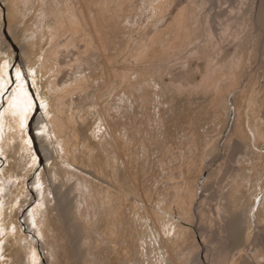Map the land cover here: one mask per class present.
<instances>
[{
	"label": "rangeland",
	"instance_id": "rangeland-1",
	"mask_svg": "<svg viewBox=\"0 0 264 264\" xmlns=\"http://www.w3.org/2000/svg\"><path fill=\"white\" fill-rule=\"evenodd\" d=\"M112 1L0 0V264H193V250L211 264L216 237L227 242L221 264H264L253 251L264 227V37L253 56L251 40L229 35L192 45L201 17L190 14L216 0H182L172 10L192 27L183 44L139 57L155 18L140 0ZM262 25L264 14L254 26L264 36ZM57 43L68 47L55 58ZM208 61L218 68L203 83ZM221 222L231 232L206 239Z\"/></svg>",
	"mask_w": 264,
	"mask_h": 264
},
{
	"label": "bare ground",
	"instance_id": "bare-ground-1",
	"mask_svg": "<svg viewBox=\"0 0 264 264\" xmlns=\"http://www.w3.org/2000/svg\"><path fill=\"white\" fill-rule=\"evenodd\" d=\"M116 1H118V0H114L111 3H115ZM140 1H141V4L139 5V8H141V9H139V10L142 11V14H144V16L147 18V20H150V19L152 20L153 18H155L154 19L155 21L153 20L152 22H150V24L146 27V29L143 30L141 36L139 37V39H138V41H137V43L135 45V49L134 50L136 51V54L139 55V57L140 56L142 57L143 55H146L149 51L156 50L160 44L161 45L164 44V50H166L168 52H169V49H173L174 48L175 44H177V43L180 42L181 43L180 45H182L183 42H184V40H183V42H181L182 40L180 41L181 35L183 33H185V32H189V30H191L192 27H189L190 24L185 22V19H186V17H185V10L182 11V12H180V14L177 15L176 17H173L174 16V9L175 8L172 10V7H178L177 6V3L179 4V2H180L181 4H183V1L182 0H140ZM190 1H192V0H190ZM196 2L197 3H200L201 1L196 0ZM122 3H123V1L120 2V3H118V6H121ZM81 6H83V4H81ZM257 8L259 9V12H260V15L257 14L258 16L256 15V9ZM69 9H70L69 12L71 13L70 16H69L70 17V20H71V22L76 23L74 21V17L76 15L74 14V11H73L72 8H69ZM83 10H84V8H83ZM188 11H190V10H188ZM84 14H85L84 16H86L87 18L91 19V14L90 15L86 14V11H85ZM263 14H264V0H216V1H214L213 5L211 7L208 6L205 9H201L200 8V10L198 12L197 11H193V13L190 14V18H192V19L195 18V20H196V23L194 22L195 25L198 24L197 21H199L200 20L199 18L201 17V20H200L201 21V25H200V28H199L201 30L199 31L197 29L196 36L193 39L189 40V43H191V44L192 43H195L196 40H198L199 38H201V35H202V37H205L206 36L208 39H211V40L212 39L214 40V38H217V37H221V39H223L224 36L229 35L231 37L230 39L235 38L237 40V42L239 41V43L244 42L245 40H251L252 43L248 47L249 48V51L248 52H251L250 55L253 56L255 54L254 52H256V49L258 48L257 47L258 45H257L256 42L258 41V39L260 40V39H262L264 37L262 35V32H260V31H258V30H256L254 28L256 21L259 23L260 17ZM168 16H171L175 20V22H173V25H175V31L173 33L172 32L169 33V37L165 38L163 40V42L160 43L161 37L166 36V34L168 33V30H169V26H167L168 27V30L166 32L159 33L160 29L163 28V27H165L166 24L168 23V22L167 23L165 22L166 24L164 23V21L167 20V17ZM56 17L58 19L57 20L58 21V27L59 26H61L60 28L64 27L65 26V23H64L63 18L60 17V15H58V14L56 15ZM190 18H189V21H191ZM132 20L129 22V24L131 25V27H130L131 29L135 28L137 25H139V26H137L135 28V31H141L143 28H145V27H143V25H140L138 23V21L135 22L134 20L133 21ZM191 23H192V21H191ZM263 32H264V26H263ZM158 35L160 37H158ZM259 35H260V38H259ZM182 39H183V37H182ZM186 42L187 41H185V44H186ZM198 42L200 43L201 41L199 40ZM218 43H219V41H218ZM202 44H203V42H202ZM216 44H217V41H216ZM67 47H68L67 46V43L66 44H62V43L55 44L53 46L52 50H51L52 57H55V58L58 57L62 53V49L63 48L66 49ZM203 48H204V46H203ZM184 49H186V48H184ZM184 49H183V51H184ZM176 53H177V51H176ZM201 53H200V48L193 47L192 50L190 51V53H188V54L189 55L195 54V58L197 57L198 59H202V57L204 55L203 56H200ZM204 54H205V52H204ZM217 54H218L219 58L221 59L220 62L223 63L222 52H218ZM243 57L244 56L242 55V56H238V57L235 58L236 68L238 70L241 69V66H242V63H243ZM185 58H187V57H185ZM191 58H194V57H191ZM191 58L188 57L187 59H191ZM175 59H176V57H175ZM175 59H173L172 61H174ZM176 62H177V60H176ZM187 62L188 61H186L184 64L187 65ZM208 62H209V64H207L208 67L206 69V73L204 74L203 83L206 82L207 80H209L210 78H214L215 77L214 75H215V71H216L215 70V66L216 65L215 64H212L210 61H208ZM166 63H168V62H166ZM169 63H170V61H169ZM174 64H175V62H174ZM217 64H218V61H217ZM167 67L168 66H165L164 68L167 69ZM216 67L218 68V66H216ZM168 68H170V67H168ZM221 69H223V68H221ZM160 76H162V75L159 74L158 77H160ZM184 78H186V77H184ZM222 78H220V79H222ZM79 81H81V80H79ZM185 81H186V85L185 86H187V87L189 86V88L192 89L190 87L191 86L190 80L187 79ZM220 84H221L220 81H218L216 83L215 90H217L220 87L219 86ZM182 88L183 87H180V90ZM202 88L203 87L201 86V89ZM226 103H227V100L223 104V109H226V111H228L229 108H228V106H227ZM63 105H66V104L64 103ZM258 122H260V121H258ZM253 123H255V122H252L251 125ZM253 125H255V124H253ZM252 127L253 128H251V127L250 128L252 129L253 133L257 137H260V136L263 137L262 132L258 130L257 126H252ZM246 136H248L247 138L249 140L251 139V137H250L249 134L246 135ZM240 145H241L240 143H238V144L236 143L234 145V147H233V151H236V150L238 151L241 148ZM202 212H203V210H202ZM247 219L250 221V223H252L251 218L249 216H247ZM259 222L260 221L257 219V224ZM231 227H232L231 225L225 224L223 222L218 223L217 225H215L210 230V234L207 235L206 239L212 238L215 229L218 230V233H221V234H223L225 236V234H228V233L231 232ZM257 230L259 231V233H256L255 234L254 245H256V247L253 249V251H258L257 253L256 252L255 253L256 254L259 253L258 254L259 258H262L264 256V232H263L264 227H259V225H258V229ZM248 235H249V233H248ZM206 247H207L206 248L207 249L206 257H207V259L210 260L211 264H221L222 260L226 257V255L228 253L227 242H226V240H224L223 238H220V237L213 238V240L209 241V245L206 246ZM193 251L195 252V254L191 258L189 257L190 258L189 261H191L193 259L192 260L193 261V264H203L202 262H200V259H202L201 258L202 257V254L200 253V250H198L197 252H196V250H193ZM193 251H191V252L194 253ZM183 256H184V253L182 251V253L179 256V258L180 259L181 258L183 259ZM189 261L187 260V262H189ZM176 262H178V261H176ZM187 262H185V263H187Z\"/></svg>",
	"mask_w": 264,
	"mask_h": 264
},
{
	"label": "water",
	"instance_id": "water-1",
	"mask_svg": "<svg viewBox=\"0 0 264 264\" xmlns=\"http://www.w3.org/2000/svg\"><path fill=\"white\" fill-rule=\"evenodd\" d=\"M35 119V118H34ZM33 125H30V132H29V134H30V136H31V138H32V140H33V144H34V147H35V149H36V151H37V139H36V135H35V133H33V127H32ZM38 152V151H37Z\"/></svg>",
	"mask_w": 264,
	"mask_h": 264
}]
</instances>
